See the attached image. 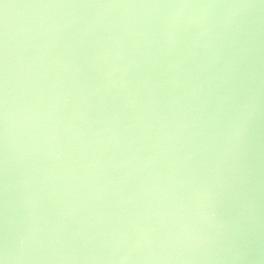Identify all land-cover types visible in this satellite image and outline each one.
I'll return each mask as SVG.
<instances>
[{
    "label": "water",
    "instance_id": "1",
    "mask_svg": "<svg viewBox=\"0 0 264 264\" xmlns=\"http://www.w3.org/2000/svg\"><path fill=\"white\" fill-rule=\"evenodd\" d=\"M208 2L213 40L154 7ZM6 14L0 262L23 239L21 264H264V0H0Z\"/></svg>",
    "mask_w": 264,
    "mask_h": 264
},
{
    "label": "clouds",
    "instance_id": "2",
    "mask_svg": "<svg viewBox=\"0 0 264 264\" xmlns=\"http://www.w3.org/2000/svg\"><path fill=\"white\" fill-rule=\"evenodd\" d=\"M154 7L167 8L170 10L167 18H166V27L168 29L179 28L180 24L183 22L185 26L188 24H197L202 27V36H206L209 40L216 39L217 37L212 34L213 25L210 23V17L212 15L213 9L219 7V5L215 3H200V4H192V3H175V4H165V5H154ZM226 7H232L237 9H252L255 6L251 3L242 2L233 5H227ZM202 10L201 14L198 16H193L192 10ZM236 24L235 20L229 21V25ZM207 47V45H206ZM233 69H230V71ZM110 75V73H109ZM233 100L232 97L224 96L221 99V105L229 104ZM252 105V98L249 96L243 99L239 105V117L240 119L237 121L236 127L238 130H242L243 128V114L244 111L250 108ZM5 143L7 144V113L5 116ZM25 240H20L18 244H15L13 247H9L5 244L4 254L5 261L0 262V264H6L8 260L14 262V264H21V261L24 260V252H25ZM125 260L127 257L124 258ZM244 259V253L241 250H237L236 254L233 257L234 264H240V262Z\"/></svg>",
    "mask_w": 264,
    "mask_h": 264
},
{
    "label": "snow or ice",
    "instance_id": "3",
    "mask_svg": "<svg viewBox=\"0 0 264 264\" xmlns=\"http://www.w3.org/2000/svg\"><path fill=\"white\" fill-rule=\"evenodd\" d=\"M123 5H96V4H91V3H72V4H67V5H61V4H56V5H51V4H36V3H29L27 5H24V9H31V8H37V7H82V8H91V7H122ZM0 27L3 29V34L5 38V44L7 42V35H8V29H9V16L6 14L2 20H0ZM4 88H5V97L7 96L6 88H7V56L5 54L4 57ZM6 100H5V116H6ZM7 167V161L5 160V169ZM139 228L136 229V232H139ZM143 240V235H141V238L137 243L133 246L131 251H136L140 248L141 246V241Z\"/></svg>",
    "mask_w": 264,
    "mask_h": 264
}]
</instances>
